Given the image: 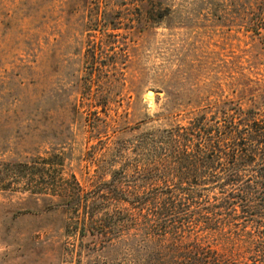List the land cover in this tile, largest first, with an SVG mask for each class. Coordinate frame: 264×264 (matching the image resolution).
<instances>
[{"label": "rangeland", "instance_id": "obj_1", "mask_svg": "<svg viewBox=\"0 0 264 264\" xmlns=\"http://www.w3.org/2000/svg\"><path fill=\"white\" fill-rule=\"evenodd\" d=\"M241 91L264 92V0H0V164L59 152L88 190ZM78 213L0 189V264H106Z\"/></svg>", "mask_w": 264, "mask_h": 264}, {"label": "trees", "instance_id": "obj_2", "mask_svg": "<svg viewBox=\"0 0 264 264\" xmlns=\"http://www.w3.org/2000/svg\"><path fill=\"white\" fill-rule=\"evenodd\" d=\"M242 92L153 130L145 163L122 161L88 190L59 152L2 162L0 189L80 210L106 264H264V92L247 106Z\"/></svg>", "mask_w": 264, "mask_h": 264}]
</instances>
